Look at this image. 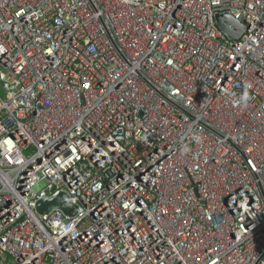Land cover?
Instances as JSON below:
<instances>
[{"label":"built area","instance_id":"2783aa9c","mask_svg":"<svg viewBox=\"0 0 264 264\" xmlns=\"http://www.w3.org/2000/svg\"><path fill=\"white\" fill-rule=\"evenodd\" d=\"M0 64L2 264H264V0H0Z\"/></svg>","mask_w":264,"mask_h":264},{"label":"water","instance_id":"95a60500","mask_svg":"<svg viewBox=\"0 0 264 264\" xmlns=\"http://www.w3.org/2000/svg\"><path fill=\"white\" fill-rule=\"evenodd\" d=\"M216 21L220 27V29L233 41L238 42L242 32L245 29V26L231 18V16L227 13H222L216 15ZM1 84L7 88V84H5L0 79ZM59 208L64 211L65 214L73 216L77 213V206L73 204L69 198V196L62 192L52 198L49 199H41L36 204V210L40 213H48L53 209ZM2 256L0 254V260ZM0 264L1 261H0Z\"/></svg>","mask_w":264,"mask_h":264},{"label":"rangeland","instance_id":"374dc122","mask_svg":"<svg viewBox=\"0 0 264 264\" xmlns=\"http://www.w3.org/2000/svg\"><path fill=\"white\" fill-rule=\"evenodd\" d=\"M3 70V66L0 64V72ZM0 94L3 97L7 96V90L6 88L1 84L0 82ZM3 262L4 264H17L14 262L13 258L8 253H3Z\"/></svg>","mask_w":264,"mask_h":264}]
</instances>
